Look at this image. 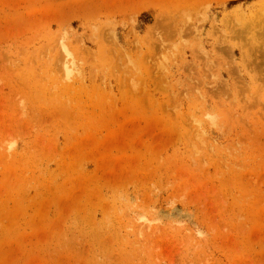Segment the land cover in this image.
<instances>
[{"label": "rangeland", "instance_id": "374dc122", "mask_svg": "<svg viewBox=\"0 0 264 264\" xmlns=\"http://www.w3.org/2000/svg\"><path fill=\"white\" fill-rule=\"evenodd\" d=\"M0 264H264V0H0Z\"/></svg>", "mask_w": 264, "mask_h": 264}]
</instances>
